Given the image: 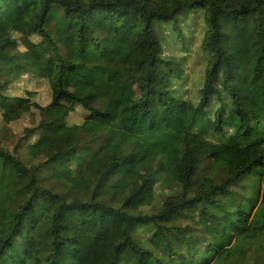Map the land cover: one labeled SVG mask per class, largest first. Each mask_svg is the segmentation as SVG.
<instances>
[{"label": "trees", "instance_id": "trees-1", "mask_svg": "<svg viewBox=\"0 0 264 264\" xmlns=\"http://www.w3.org/2000/svg\"><path fill=\"white\" fill-rule=\"evenodd\" d=\"M31 2L0 10V264H264V0Z\"/></svg>", "mask_w": 264, "mask_h": 264}, {"label": "rangeland", "instance_id": "rangeland-1", "mask_svg": "<svg viewBox=\"0 0 264 264\" xmlns=\"http://www.w3.org/2000/svg\"><path fill=\"white\" fill-rule=\"evenodd\" d=\"M16 2V4L14 3ZM31 0H2L0 1V10L5 17L4 26L9 27L15 23L20 17L18 14H28L31 11ZM8 7V10L6 9Z\"/></svg>", "mask_w": 264, "mask_h": 264}]
</instances>
